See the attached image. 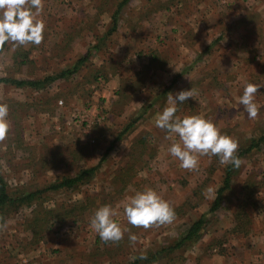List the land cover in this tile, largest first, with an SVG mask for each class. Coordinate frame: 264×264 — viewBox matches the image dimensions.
I'll use <instances>...</instances> for the list:
<instances>
[{
	"label": "rangeland",
	"instance_id": "1",
	"mask_svg": "<svg viewBox=\"0 0 264 264\" xmlns=\"http://www.w3.org/2000/svg\"><path fill=\"white\" fill-rule=\"evenodd\" d=\"M120 1L42 0V42H6L0 51V78L19 80L71 69L89 54L72 77L42 90L0 84V103L9 109L0 176L9 193L44 189L99 165L87 182L46 191L7 217L0 264H128L177 240L201 216L202 238L161 264H212L216 255L234 262L250 254L262 264L264 141L233 167L230 187L210 213L229 164L202 155L196 169L182 168L168 152L173 140L155 121L169 93L191 88L195 95L177 105L176 115L211 120L238 143L235 154L264 135V87L256 95V119L238 104L248 83L264 84V0H130L108 34ZM145 188L172 206L171 223L128 224L123 207ZM103 205L117 209L115 219L128 229L119 242L105 243L90 227ZM237 225L247 231L234 233ZM236 248L243 251L235 255Z\"/></svg>",
	"mask_w": 264,
	"mask_h": 264
},
{
	"label": "clouds",
	"instance_id": "2",
	"mask_svg": "<svg viewBox=\"0 0 264 264\" xmlns=\"http://www.w3.org/2000/svg\"><path fill=\"white\" fill-rule=\"evenodd\" d=\"M35 10V11H33ZM43 11L42 0H0V46L6 42H14L18 46L26 44L39 45L44 36V22L37 19ZM264 84L248 83L238 98V104L249 119H256L260 107L256 102L258 89ZM195 95L194 90H183L175 95L169 93L166 106L157 116L155 126L165 130L168 139L173 143L168 148L171 156L180 161L185 169H196L198 157L202 155L216 156L221 164L239 167L240 160L235 155L238 143L231 137L221 134L219 128L208 119L199 115L180 118L176 115L178 104H183ZM8 105L0 103V141L9 131ZM178 137V140L175 139ZM123 214L128 224L149 228L153 225L171 223L175 218L172 206L151 188L137 191L123 207ZM118 210L111 205H103L90 217V227L105 243L119 242L124 232L115 219ZM136 235L130 234L129 241L135 242ZM141 259L146 258L141 256ZM135 259V257L133 258Z\"/></svg>",
	"mask_w": 264,
	"mask_h": 264
},
{
	"label": "trees",
	"instance_id": "3",
	"mask_svg": "<svg viewBox=\"0 0 264 264\" xmlns=\"http://www.w3.org/2000/svg\"><path fill=\"white\" fill-rule=\"evenodd\" d=\"M130 0H121L118 4V8L112 15V28L108 31V34L115 31V27L117 24V17L120 14L121 9L129 3ZM5 44L3 46H0V51L4 48ZM160 57V56H159ZM89 58V54H87L85 57L80 58L77 60L76 64L71 69L62 70L59 73L48 75L42 79L38 80H19L14 79L10 77H4L0 78V84L3 85H9L13 86L15 88H29L32 90H42L46 86L55 83L57 81H64L66 79H69L72 77L77 71L78 68L81 67ZM169 88V87H168ZM168 88H166L164 91H168ZM134 121L128 123L124 130L120 132V134L117 136L116 141L120 140L122 135L128 132L132 129L134 126ZM264 141V135L257 140L253 139L249 146L245 148L244 150L240 151L239 153L235 154L239 160L248 152H250L252 149H257L258 146ZM110 147L106 150L108 153ZM107 155V154H106ZM98 166L92 167L89 169H85L83 171H80L78 174H76L73 177H64L58 182H55L51 185H49L47 188L44 189H38L33 191H28L26 193H14V195L10 194L8 191L7 184L2 176H0V226L4 222V220L9 217L13 212L16 211V209L21 207H30L36 200L39 199L42 193L46 191H64V190H71L73 188H76L80 184H83L90 180L98 170ZM233 165L229 164L225 169V176L223 178L222 186L217 191V196L215 201L213 202L210 213L214 212L217 207H219L221 202V196L223 192L230 187V179L232 177L231 171L233 169ZM250 198H244L243 201L245 203H249L252 206H256L255 203H252L250 201ZM244 205V203H243ZM246 217L249 216L247 213H243ZM206 220L204 216H201L194 222L190 224V226L187 228V230L179 237L177 240L169 243V244H163L160 249L156 251H148L143 254V251L134 255L135 259H132L131 262L128 264H161V262H164V260L168 258V256L171 253H175L177 251H181L183 248H186L187 246H191L194 243L198 242L203 234L204 229L206 226ZM249 224V223H248ZM248 224L244 225L243 227H246ZM240 228L239 225L236 226V230L234 229V233L239 231V229H243L244 231H247L245 228ZM250 229V228H248ZM236 231V232H235ZM145 256L146 258L141 259V256ZM133 257V258H134Z\"/></svg>",
	"mask_w": 264,
	"mask_h": 264
},
{
	"label": "crops",
	"instance_id": "4",
	"mask_svg": "<svg viewBox=\"0 0 264 264\" xmlns=\"http://www.w3.org/2000/svg\"><path fill=\"white\" fill-rule=\"evenodd\" d=\"M262 239L264 240V236L262 237ZM242 251L243 250H238L236 248L232 253L236 255L237 253H241ZM228 257L229 256L216 255V257L213 259L212 264H261V262L255 263V261L252 259L251 254H250L249 258L241 257V256H234V258L236 257L238 259V260L234 259V262H232V260L229 259ZM262 262H263L262 264H264L263 260H262ZM186 264H195V263L193 261H191V262L187 261Z\"/></svg>",
	"mask_w": 264,
	"mask_h": 264
}]
</instances>
